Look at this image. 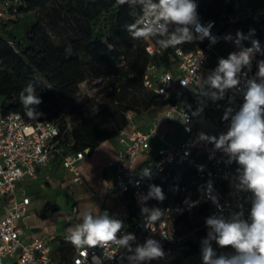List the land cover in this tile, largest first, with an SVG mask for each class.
Wrapping results in <instances>:
<instances>
[{"label": "built area", "instance_id": "2783aa9c", "mask_svg": "<svg viewBox=\"0 0 264 264\" xmlns=\"http://www.w3.org/2000/svg\"><path fill=\"white\" fill-rule=\"evenodd\" d=\"M233 12L225 19L200 20L202 25L212 24L211 34L217 37L215 44L205 38L202 45L193 51L186 52L182 47L174 48L175 62L164 69H159L154 62L147 67L144 76V87L160 95L166 102L162 121H155L148 131H142L135 122V114L129 112L128 125L122 130L120 143L124 151L116 164L115 190L113 198L121 203V210L114 219L123 222L117 237L133 234L134 241L129 247L110 244L75 247V254L70 264H131L130 257L138 245H143L148 238L157 240L162 246L164 256L142 264H176L178 258L192 249L191 242L201 244L199 234L201 228H185L177 224V213L171 205L161 203L156 198H147L149 186H156V176L164 173L171 166L190 165L193 175L182 191L191 198L185 203L189 213L204 209L207 218H223L232 220L238 214L242 220L250 219L253 194L240 185L241 166L231 159L229 154L214 143L201 141L199 135L219 137L228 131L231 118L244 103L243 89L247 79H256L258 64L264 61V0H227ZM19 0H0V22L17 13ZM199 16L200 2L197 0ZM139 22H147L142 15ZM257 27L262 30H254ZM254 30V35L250 34ZM240 31L250 39L242 41L243 47H251V40L259 41L261 52L254 55L250 69L245 67L240 74L239 88L225 90L224 101L214 102L203 96V84L197 85V78L203 81V74L209 75L218 65L220 58H227L232 52L240 51L233 42ZM231 35L232 40L225 36ZM221 46L229 47V52H221ZM168 49H161L157 44H148L146 51L151 59L166 54ZM184 80L189 86H183ZM191 94L196 97L189 99ZM202 108V111H198ZM231 109L228 119H223L226 110ZM35 118L21 113L2 115L0 112V262L15 257L19 264H55L52 258V247L42 237L24 240L21 220L28 213L32 200L25 194L18 193V185L27 177H34L38 170L50 166L56 154L62 156V165L71 174L76 183H82L83 176L80 163L89 153H63L59 145L60 130L58 125L49 120L42 111ZM187 119V123L183 120ZM166 123L172 134L180 133L178 140L168 139L161 128ZM211 128V134L208 130ZM157 148L150 157L152 142ZM148 156L141 170L133 164L142 156ZM148 170V175H145ZM211 184V190L207 188ZM215 195L216 202L209 199ZM198 202V203H197ZM193 204L195 206H193ZM159 209L162 213L155 223H148L142 208ZM76 212V209H74ZM209 231L211 229L206 225ZM211 245L217 258L222 253L215 240ZM131 249V250H130ZM202 259L201 251L193 254Z\"/></svg>", "mask_w": 264, "mask_h": 264}, {"label": "trees", "instance_id": "16d2710c", "mask_svg": "<svg viewBox=\"0 0 264 264\" xmlns=\"http://www.w3.org/2000/svg\"><path fill=\"white\" fill-rule=\"evenodd\" d=\"M197 0H195L196 2ZM56 2L57 11L71 21L75 37L69 43L59 34L57 22L49 5ZM201 20L225 19L233 12L227 0H199ZM17 14L36 11L39 17L21 23L11 15L0 22V112L2 115L21 113L26 109L20 101V92L32 83L41 103L34 106L36 112H44L60 130L59 145L63 153L82 152L89 149L91 155L103 142L116 137L129 121L127 114L142 115L154 108L164 107L166 102L157 93L144 87L147 67L154 62L164 69L175 62L174 48L165 55L151 59L146 51L148 44L156 45L157 37L133 39L128 25L139 22L143 13L140 7L131 8L118 0H19ZM254 30H262L253 27ZM202 45L195 40L178 47L186 52ZM107 82L111 92L98 108L93 100L83 97L72 107V126L58 113L57 97L72 99L80 93V85L90 78ZM56 116L57 119L50 117ZM53 163L62 164V156L56 154ZM193 175L190 165L171 166L156 176L164 199L177 213V224L185 228H201L198 242H191L192 249L185 255L201 251L202 241L209 230L205 227L206 212L197 209L189 213L185 203L190 194L182 191ZM57 206L48 203L44 217ZM74 245L67 237L52 250L55 264H70ZM14 264H19L15 262ZM176 264H182L179 259Z\"/></svg>", "mask_w": 264, "mask_h": 264}, {"label": "clouds", "instance_id": "9594fccd", "mask_svg": "<svg viewBox=\"0 0 264 264\" xmlns=\"http://www.w3.org/2000/svg\"><path fill=\"white\" fill-rule=\"evenodd\" d=\"M118 3L128 4L135 9L142 10L147 22H137L128 25L127 30L133 39H147L157 37L156 44L161 49L176 48L195 40L203 41L207 38L210 44L217 42V37L211 34L212 24L202 25L197 12L195 0H118ZM254 35V30H250ZM232 40L231 35L225 36ZM250 39L242 32L236 33L233 41L240 48L232 52L227 58H220L217 67L206 80L197 78V85L205 84L209 91L202 92L203 96L212 99L223 97L225 90L235 89L241 91L240 74L242 69H250L254 55L261 52L258 40H251V47H243L242 41ZM256 79H247L243 89L244 103L238 112L231 118V124L226 134L218 138L209 137L204 133L199 135L201 141L214 143L217 149L223 148L231 159L240 166V185L253 194L250 209V223L239 218L238 214L232 220L223 218H207L206 225L211 229L206 239L202 241L201 255L203 264H264V61L258 64ZM183 86H189L184 80ZM215 90V91H211ZM20 101L26 109V115L35 118L38 113L34 106L42 101L36 95L35 87L29 83L20 92ZM198 111H202V108ZM231 109L226 110L223 119L227 120ZM187 123V119L183 120ZM148 175V170H145ZM211 190V184L207 185ZM147 198L163 200L164 195L160 187L149 186ZM216 202L215 195L208 197ZM188 203V201H186ZM198 203V202H197ZM193 206H195L193 204ZM148 223H155L162 213L159 209L142 208ZM123 222L111 218L107 212L93 214L85 211L81 214V222L67 230V240L77 248L110 244L129 247V242L135 240L133 234H125L121 238L117 233L121 231ZM215 240L220 248H231L235 255L231 257L220 256L214 258L216 253L211 245ZM131 250V249H130ZM164 256L160 243L148 238L143 245H138L134 255L129 259L131 264H142Z\"/></svg>", "mask_w": 264, "mask_h": 264}, {"label": "crops", "instance_id": "0c3cea01", "mask_svg": "<svg viewBox=\"0 0 264 264\" xmlns=\"http://www.w3.org/2000/svg\"><path fill=\"white\" fill-rule=\"evenodd\" d=\"M165 109V106L158 107L142 115H135L137 126L142 131H148L155 121L163 120ZM161 128L167 133L170 140H178L181 137L180 133L172 134L168 130L166 123H162ZM211 133V128H209L208 134ZM156 148V141H153L150 157L154 154ZM123 151L124 148L120 143V135L118 134L116 137L103 142L91 155H86L80 163L83 176L82 183H76L72 175L63 168L62 164L59 165L53 162H51L49 167L38 170L34 177H27L21 182L18 185V193L29 197V192L37 193L42 190L53 195L56 192L61 194L64 191H68L73 185L79 188V190L69 195L65 208L62 207L61 203L52 202L58 209L51 210L46 217L43 216L44 212L38 217L35 213L28 211L21 220L24 240L42 237L51 245L53 250L58 247L62 238L67 237H63L61 233L81 222V214L83 212L91 211L93 214L107 212L111 218H114L122 206L120 201L112 196L115 190V177L118 170L116 166L111 164L119 162ZM147 157V155L139 157L133 165L141 170ZM74 209H76V212H74ZM54 212L57 217L51 222L53 224L51 226L49 225L51 223H47V219ZM59 220L65 222L64 228L59 225ZM73 223L75 224L74 226H72Z\"/></svg>", "mask_w": 264, "mask_h": 264}, {"label": "rangeland", "instance_id": "374dc122", "mask_svg": "<svg viewBox=\"0 0 264 264\" xmlns=\"http://www.w3.org/2000/svg\"><path fill=\"white\" fill-rule=\"evenodd\" d=\"M56 1L58 2V0ZM247 3H248V0H242L243 5H247ZM49 9L55 21L57 22L59 34L61 35L64 41L69 43L71 39L75 37V33L72 27L71 21L66 17L65 14H63V12L57 11L56 2H52L49 5ZM16 14L17 13H14V12L11 13V15L13 16V19L20 20L21 23L25 21H31L33 16L39 17V13L36 11H33L32 13H27V14H19V15H16ZM219 48H221V52H224V53H227L230 50L229 47L227 46H221ZM216 67L217 65L214 66V68ZM208 76H209L208 73H204L203 80H206ZM203 90L206 92V91H209L210 89L207 85L203 84ZM211 91H215V90H211ZM110 92H111V89L107 87V82L105 80L101 78H96V77L90 78L87 82H84L80 85V93L77 95V97L72 98V99H63L61 97H57L58 113L61 116H64L66 118V121L69 122L70 124L69 126L71 127L72 126L71 121L73 117L71 113L72 107L76 105L80 99H82L83 97L91 98L93 100V103L96 105L95 108H98L100 104L103 102V99L106 98ZM195 97H196L195 94H191L189 96V99L193 100ZM206 97L210 98L214 102L224 101L225 92L223 93V97L220 99L214 100L209 96H206ZM50 118L54 120L57 119L56 116H52ZM77 190H79V188L73 185L68 191H64L61 194H57L56 192L53 195H51L50 193H46L42 190L37 193L29 192L30 198L33 200V204L31 205L29 212L35 213L36 216L40 217L42 213L44 212L46 205L54 201H56L57 203H61L62 207L65 208L66 203L68 202L69 195H71ZM56 217L57 216H55V212L51 213L47 219L48 220L47 223H51ZM246 221H248L249 223L251 222L250 219ZM49 225L52 226L53 224L51 223ZM59 225L64 228L65 222L63 220L61 221L59 220ZM74 225L75 224L73 223L72 226ZM61 235L63 237L67 236V231H63ZM232 255H235V251L233 249L222 248V254L220 256H224L227 258V257H231ZM178 259L182 264H203L202 259H200L199 257H195L192 254H189V255L183 254ZM15 261H16L15 257L13 256L9 259L2 260L0 264H14Z\"/></svg>", "mask_w": 264, "mask_h": 264}]
</instances>
